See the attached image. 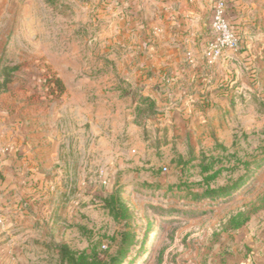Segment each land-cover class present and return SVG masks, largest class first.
I'll list each match as a JSON object with an SVG mask.
<instances>
[{"label": "rangeland", "instance_id": "374dc122", "mask_svg": "<svg viewBox=\"0 0 264 264\" xmlns=\"http://www.w3.org/2000/svg\"><path fill=\"white\" fill-rule=\"evenodd\" d=\"M243 1L250 6L246 20L239 29L230 23L239 47L216 60L207 55L212 39L205 49V62H231L222 88L229 85L233 96L221 102L210 127L177 137L178 149L148 151L152 140L156 145L176 138L143 127L142 143L133 147L119 135L123 111L111 119L101 107L77 113L85 100L73 97L79 87L72 80L87 78L101 53L96 50L90 58L87 39L77 38V30L86 33L85 11L71 0H0V134L51 132L52 141L44 142L50 148L47 157L65 153L75 165L48 170L63 176L61 194L76 199L79 208L73 217L64 213L57 231L49 228V213L39 220L42 229L31 231L9 225L35 223V216L21 219L0 211V264H59L52 238L77 251L97 248L105 258L116 253L125 230L136 234L137 245L124 264H264V0ZM57 75L68 84V101L49 90ZM89 89L103 86L90 84ZM128 103H116V111ZM107 125L110 137L103 131ZM71 131L77 141L70 151H60L70 143ZM57 132L65 140L54 150ZM138 148L141 154L133 152ZM139 156H148L149 164ZM70 171L79 174L70 177ZM234 185L237 189L227 195ZM114 192L127 206L128 220L115 221L105 208L104 199ZM247 207L258 212L243 228L227 231L224 223Z\"/></svg>", "mask_w": 264, "mask_h": 264}, {"label": "crops", "instance_id": "0c3cea01", "mask_svg": "<svg viewBox=\"0 0 264 264\" xmlns=\"http://www.w3.org/2000/svg\"><path fill=\"white\" fill-rule=\"evenodd\" d=\"M227 2L229 22L233 28L239 29L238 24L246 20L250 6L243 0ZM70 3L85 11L82 20L86 19V33L77 30L76 34L77 38L87 39V55L91 58L101 51L98 61L88 68L87 78L72 80L79 87L73 97L85 100L77 113L83 108L95 111L101 107L107 112L106 119H111L122 117L123 111V127L119 129V135L128 145L134 147L142 143L141 128L157 127L156 133H171L176 139L156 145L152 140L147 146L148 151L169 146L171 150L178 149L177 137L182 139L210 127L221 109V102L233 96L229 93V85L228 90L222 88L228 82L225 68L231 62L224 63L223 59L213 63L204 61L205 49L213 37L210 0H71ZM57 77L65 86L61 99L68 101V84ZM90 84L101 85L103 90H88ZM112 100H115L114 104H110ZM144 100L150 101L152 107H146ZM128 101L123 110L116 111L120 107H116V103ZM142 111L145 121L138 124L136 114ZM88 119L91 118L88 116ZM103 131L110 137L113 130L108 126ZM51 134L42 130L26 136L15 131L0 134V211L2 214L11 213V217L30 219L35 216L36 219L35 223L12 222L9 227L40 231L39 220L49 213V217L53 216L47 222L49 228L57 231L64 213L73 217L79 211L76 199H66L61 194L63 176L55 170H48L54 165H75V162L67 161L65 153L60 158L47 157L50 148L44 142L52 141ZM68 135L70 139L66 141L70 143L60 151L65 148L70 151L73 140L77 141L78 134L74 135V131ZM63 140V134L57 132L51 148L55 150L58 142ZM149 141L145 140L148 144ZM142 161L148 165L150 158L147 156ZM77 174V171L69 172L70 177ZM56 239L51 241L68 243H59L56 241L60 240Z\"/></svg>", "mask_w": 264, "mask_h": 264}, {"label": "trees", "instance_id": "16d2710c", "mask_svg": "<svg viewBox=\"0 0 264 264\" xmlns=\"http://www.w3.org/2000/svg\"><path fill=\"white\" fill-rule=\"evenodd\" d=\"M50 92L55 94V97H61L65 92V86L59 77L51 78L48 83ZM144 105L151 108L152 103L148 100H144ZM136 123L140 124L145 121L144 111L138 114L137 112ZM139 117V119H138ZM194 160V157H191L187 162L190 163ZM203 172L209 171V166L203 164ZM214 176H206L205 181H209ZM181 188V187H180ZM237 189V185H234L231 190L227 192V195H231L233 191ZM215 192H210L209 196L213 198ZM204 195H196L197 199H202ZM105 208L109 209L110 215L114 218L115 221L128 220L130 218L129 210L125 203L121 200L118 193L114 192L110 194L107 198L104 199ZM258 211L254 207H247L244 210H241L236 215L230 217L225 225L227 231H237L243 228L250 221L251 217L255 215ZM121 240L118 243V250L115 254L101 257V254L98 252L97 248H92L90 250L77 251L69 247L67 244H55V248L59 254V264H124L128 258V255L137 245V236L134 232L125 230L122 232Z\"/></svg>", "mask_w": 264, "mask_h": 264}, {"label": "built area", "instance_id": "2783aa9c", "mask_svg": "<svg viewBox=\"0 0 264 264\" xmlns=\"http://www.w3.org/2000/svg\"><path fill=\"white\" fill-rule=\"evenodd\" d=\"M210 2L212 7L211 29L213 37L207 55L211 60H216L226 50H236L240 42L229 22V4L227 0H210ZM164 171H167L166 167H164Z\"/></svg>", "mask_w": 264, "mask_h": 264}]
</instances>
